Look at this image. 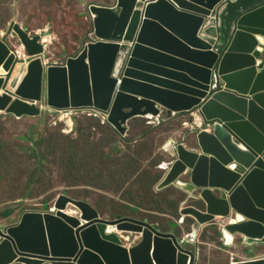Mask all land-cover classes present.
I'll use <instances>...</instances> for the list:
<instances>
[{
	"label": "water",
	"instance_id": "95a60500",
	"mask_svg": "<svg viewBox=\"0 0 264 264\" xmlns=\"http://www.w3.org/2000/svg\"><path fill=\"white\" fill-rule=\"evenodd\" d=\"M229 1L236 0L92 4L96 40L63 65L43 63V50L31 47L40 37L29 39L10 24L0 40V65L7 59L1 114L20 119L43 111H94L123 135L134 118L196 111L204 128L195 131V149L181 141L169 150L173 161L155 187H177L200 205L181 207L169 232L130 217L102 219L88 202L60 195L55 212H27L0 228V264H197V244L189 250V234L174 233L186 218L196 238L202 228L219 226L222 237L264 248V44L258 41L264 2L239 8L225 37L223 11L218 18L214 12ZM9 35L25 44L27 59L10 54ZM69 207L80 216L66 215ZM112 226L140 241L126 248L105 235ZM229 260L264 264V257Z\"/></svg>",
	"mask_w": 264,
	"mask_h": 264
},
{
	"label": "rangeland",
	"instance_id": "374dc122",
	"mask_svg": "<svg viewBox=\"0 0 264 264\" xmlns=\"http://www.w3.org/2000/svg\"><path fill=\"white\" fill-rule=\"evenodd\" d=\"M115 1L0 0V40L15 23L31 39L40 37L47 66L63 65L96 40L89 7L111 6ZM223 6L215 10V17L225 14ZM228 33L229 26L225 37ZM5 43L23 58L24 47L17 37L9 35ZM39 107L47 109L45 100ZM61 113L43 111L20 119L0 113L1 229L16 224L24 213L49 211L60 195L88 202L102 219L132 215L162 231L178 221L175 216L182 204L200 206L177 187L155 189L173 161L169 150L181 141L195 149V131L202 128L195 112L134 118L123 135L87 112L70 120L69 114ZM77 212L69 207L64 213L78 217ZM192 222L186 218L176 236L182 237L183 231L190 234ZM114 232L124 245L138 244L139 235L117 228ZM223 239L219 226H207L194 244L184 246L194 251L197 244L198 264H227L230 256L234 261L251 258L261 249L248 251L235 240L237 236L228 244Z\"/></svg>",
	"mask_w": 264,
	"mask_h": 264
},
{
	"label": "bare ground",
	"instance_id": "6f19581e",
	"mask_svg": "<svg viewBox=\"0 0 264 264\" xmlns=\"http://www.w3.org/2000/svg\"><path fill=\"white\" fill-rule=\"evenodd\" d=\"M175 1V0H174ZM139 2L140 1H138L137 3H136V7H138L137 9H140L141 8V6L139 5ZM94 18H95V16H94ZM28 38L30 39L31 37L30 36H28ZM33 39V38H32ZM258 41L261 43V44H264V37H258ZM21 42V41H20ZM123 44H126V42L125 41H120L119 42V44L118 45H123ZM127 44L129 45V43L127 42ZM21 46L22 47H24V51H25V54H23V58L22 59H27V56H26V46H25V44L23 43V42H21ZM32 49H34V50H43V46H42V43H41V40L38 42V43H36V45L35 44H33L32 43ZM10 51V54L11 55H13L15 58H20L19 56H18V54H16V51H11V50H9ZM6 62H7V59L5 60V61H3L2 62V64L0 65V70H2V72H0V80L1 79H3V78H5V76L7 75V71H6V67H5V64H6ZM44 63V62H43ZM18 64H20V63H17L16 65H18ZM22 67V65H18L17 67ZM23 67H27V64H24L23 65ZM14 74H13V77H15V78H17V76H18V68H16V70L13 72ZM0 93H1V91H0ZM3 93V92H2ZM198 120V121H197ZM195 121H196V123L199 125V126H202V128H200L199 130H201V129H203L204 128V126L202 125V123H201V121H200V119L199 118H197L196 117V119H195ZM208 131V130H207ZM166 169H168V167H166ZM181 187H183V183L182 184H179ZM79 212V214H80V211H78ZM115 226H112V227H108L107 228V231L105 232V235H115L114 233V231H115ZM186 235V234H185ZM116 237H117V239L121 242V244L123 245V246H125L126 248H128V249H131V248H133L134 246H136L137 244H135V245H132V246H126V245H124L123 243H122V241L118 238V236L117 235H115ZM187 238H188V240H189V243H195V240H196V234L194 233V232H190V234L189 235H187L186 236ZM223 238H225V239H230L231 240V238L232 237H230L229 235H227V234H225V236L223 237ZM224 239V240H225ZM140 241V238H138V242Z\"/></svg>",
	"mask_w": 264,
	"mask_h": 264
},
{
	"label": "trees",
	"instance_id": "16d2710c",
	"mask_svg": "<svg viewBox=\"0 0 264 264\" xmlns=\"http://www.w3.org/2000/svg\"><path fill=\"white\" fill-rule=\"evenodd\" d=\"M256 0H236L234 2H227L226 3V6H225V9H224V30L223 32L225 33L226 29L228 28V23L238 14V9L239 8H243V9H248L250 7L253 6V3L255 2ZM262 2H264V0H262ZM156 191V190H155ZM156 193V192H155ZM179 213L177 212L176 213V216L177 219H179ZM178 215V216H177ZM124 217H130V218H133V219H138L132 215H124ZM173 217V218H175ZM142 220V219H140Z\"/></svg>",
	"mask_w": 264,
	"mask_h": 264
},
{
	"label": "built area",
	"instance_id": "2783aa9c",
	"mask_svg": "<svg viewBox=\"0 0 264 264\" xmlns=\"http://www.w3.org/2000/svg\"><path fill=\"white\" fill-rule=\"evenodd\" d=\"M60 112H63V113L69 114V120H70L71 116H73L74 114H78V113H81V112H87L89 116H96V117H98L103 125L108 124V123H107V117H106L105 115L98 114V113H96V112H94V111H77V110H68V111H60ZM60 112H57V113H60ZM194 112H195V114L197 115V117L200 119V121H201V123H202V125H203V120H202L201 116L198 114V112H196V111H194ZM63 113H61V114H63ZM160 117H161V116H160ZM160 117H159V116H157V117H155V118L149 117V119H158V118H160ZM203 126H204V125H203ZM197 129H200V128L197 127ZM49 211L52 212V213L55 212L54 207L51 208ZM77 216H78V217L80 216L78 212H77ZM127 235L132 236V235H137V234H127Z\"/></svg>",
	"mask_w": 264,
	"mask_h": 264
},
{
	"label": "crops",
	"instance_id": "0c3cea01",
	"mask_svg": "<svg viewBox=\"0 0 264 264\" xmlns=\"http://www.w3.org/2000/svg\"><path fill=\"white\" fill-rule=\"evenodd\" d=\"M174 115V114H173ZM147 119V118H146ZM128 124L129 123H127V125H126V127H128ZM120 134V133H119ZM168 164V163H167ZM164 169V168H163ZM166 169V168H165ZM166 173V172H165ZM186 194V193H185ZM187 195V197H188V194H186ZM189 206H191L190 204H188ZM181 207H185V205L184 204H182V206ZM171 229H170V227H169V231H170ZM169 231H165V232H169ZM120 239V238H119ZM225 239V238H224ZM120 240H122V239H120ZM237 240V239H236ZM225 241V243H229L230 242V239H225L224 240ZM223 241V242H224ZM240 243V242H239ZM190 244H194V243H190ZM241 245H243L242 243H240ZM243 246H245V245H243ZM246 248H247V250L248 251H251V250H253V248L254 247H248V246H245ZM257 257H261V258H263L264 257V248H262L261 247V249H260V251H256V255L255 256H253V257H251V258H244V259H239V260H249V259H252V258H257ZM230 260L228 259V262H227V264H229L230 262H229ZM237 261V260H236ZM197 264H198V262H197Z\"/></svg>",
	"mask_w": 264,
	"mask_h": 264
}]
</instances>
